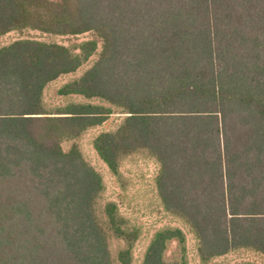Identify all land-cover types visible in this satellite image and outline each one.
<instances>
[{
	"label": "trees",
	"instance_id": "obj_1",
	"mask_svg": "<svg viewBox=\"0 0 264 264\" xmlns=\"http://www.w3.org/2000/svg\"><path fill=\"white\" fill-rule=\"evenodd\" d=\"M28 29L92 37L0 48V264H133L141 226L106 203L128 244L115 258L96 209L103 177L64 147L111 118L96 153L122 180L125 159H156L164 211L189 224L204 263L264 256V0H0V37ZM95 54L57 90L81 99L47 110V86ZM173 238L185 251L184 230L168 225L142 264H189L165 260Z\"/></svg>",
	"mask_w": 264,
	"mask_h": 264
},
{
	"label": "rangeland",
	"instance_id": "obj_2",
	"mask_svg": "<svg viewBox=\"0 0 264 264\" xmlns=\"http://www.w3.org/2000/svg\"><path fill=\"white\" fill-rule=\"evenodd\" d=\"M89 37H92L90 33L74 37L49 34L34 29H28L26 31L14 30L0 37V48L23 38H34L49 43L56 42L72 46L74 42H80ZM98 57L99 54H95L78 71L62 75L47 86L44 92V102L47 110L55 112L63 109L69 101L81 99L80 96L75 97V99L60 96L57 90L64 84L81 77ZM117 120L119 119L111 118L105 125L89 128L77 138L64 142L66 149L76 144L89 163L103 177L105 189L98 199L96 209L109 234L111 249L115 258H117L119 250L126 248L128 244L126 240L118 238L109 229L108 218L105 214V205L110 201L118 204L120 214L131 220L133 222L132 224L141 226L142 235L133 249V264H142L153 235L158 229L168 225L181 227L186 234L187 241L185 251L182 249V245L177 238H173L168 242L167 249L164 253V258L167 262L176 260L181 262L185 255L189 264H235L241 262L264 264L263 255L256 251L246 249L235 250L228 255L216 257L209 263H204L199 253L196 234L189 224L184 223V219L182 220V218L165 213L164 211L165 208L162 200L155 190L154 179L161 168V165L156 159L150 158L144 152L136 153L132 157L125 159L121 166V171L126 177L125 180L120 179V177L110 172L108 166L96 153L93 147V140L101 131L114 128ZM124 183L128 184L127 189L124 188Z\"/></svg>",
	"mask_w": 264,
	"mask_h": 264
}]
</instances>
